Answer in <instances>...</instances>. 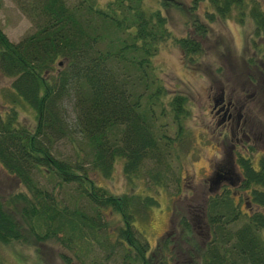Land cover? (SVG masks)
<instances>
[{
    "label": "trees",
    "instance_id": "obj_1",
    "mask_svg": "<svg viewBox=\"0 0 264 264\" xmlns=\"http://www.w3.org/2000/svg\"><path fill=\"white\" fill-rule=\"evenodd\" d=\"M14 1L33 29L10 40L0 28V71L32 110L33 123L18 120L12 105L0 112V166L20 184L0 193V242L53 239L67 250L59 254L67 264L72 258L78 264H264L263 153L254 164L236 156L239 187L247 188L252 206L241 208L229 190L207 193L202 237L189 234L178 206V230L151 247L133 220L156 205L154 195L112 191L94 179L108 176L120 158L129 178L151 159L144 172L152 183L164 184V176L177 181L168 155L181 134L185 96L170 94L162 108L151 56L171 36L181 55L194 59L206 25L193 18L196 35H170L162 5L146 9L142 0ZM204 1L207 17L247 3L251 44L254 36L264 38V11L255 0ZM257 47L241 57V72L264 92V48ZM167 113L178 127L173 136L155 122ZM63 136L72 153L55 151Z\"/></svg>",
    "mask_w": 264,
    "mask_h": 264
},
{
    "label": "rangeland",
    "instance_id": "obj_2",
    "mask_svg": "<svg viewBox=\"0 0 264 264\" xmlns=\"http://www.w3.org/2000/svg\"><path fill=\"white\" fill-rule=\"evenodd\" d=\"M97 1L104 3L106 0ZM255 1L264 11V0ZM159 3L162 5L160 8L166 17L170 35L178 36L187 32L196 35L197 33L192 32L193 18L206 25L204 34L199 39L200 51L194 53V59L184 58L171 36L162 40L151 56L154 72L164 91L161 98L162 108L168 107L167 99L170 94L180 92L185 96L184 113L179 121L181 134L174 141L168 155L170 165L175 170L176 177L178 176L177 181L164 176V184L152 183L144 172L145 168L153 167L151 159L144 160L130 178L122 172L120 158L113 160L108 176L99 173L94 175L97 183L112 191L140 190L154 195L156 205L150 206L143 217L133 220L134 228L146 239L149 247L156 239L174 236V231L178 230V206L192 226L189 234L196 233L201 237L204 234L200 209L203 194L208 192L207 163L212 166L215 161L225 158L229 148L227 136L224 135L220 142L218 134L221 128L219 123H215L213 112L210 111L211 94L216 95L222 89L225 97L242 103L240 126L250 138L247 142H240L249 151L253 164L258 153L264 154V92L257 82L247 81L245 73L241 72V57L247 52L257 50V46L264 48L263 37L254 36L255 45L249 39L253 22L247 14V3L232 7L223 17L214 14L207 17L205 10H210L211 7L204 0L196 2L195 6L190 5V0H142L146 9L158 7ZM0 28L10 40H17L33 29V23L14 0H0ZM9 80L0 71V112L9 110L12 105L17 119L31 125L32 110L11 91ZM66 101V109L70 114ZM154 107L158 111V104ZM155 122H163L159 126L170 136L178 129L171 120L170 113L155 118ZM240 142L232 146L235 154V150L241 148ZM71 148L70 142L64 136L54 141V149L58 153H72ZM173 151L177 152V157ZM233 169L238 170L236 165ZM224 182V185L233 187L235 191L241 190L239 186L236 187L235 182ZM19 185L0 166V193ZM239 205L243 209L246 205L252 206L249 203L244 204L243 201ZM65 251L67 252L53 239L0 242L3 264H67L59 256L60 252ZM77 262L76 258H72L68 264H78Z\"/></svg>",
    "mask_w": 264,
    "mask_h": 264
},
{
    "label": "flooded vegetation",
    "instance_id": "obj_3",
    "mask_svg": "<svg viewBox=\"0 0 264 264\" xmlns=\"http://www.w3.org/2000/svg\"><path fill=\"white\" fill-rule=\"evenodd\" d=\"M211 103H210V111L213 112L215 123H219L220 130L218 136L220 137V142L223 141L224 135L227 136L228 139V147L231 148L232 146L236 145L238 142L245 140L246 142L249 140L250 135L247 134L243 128L240 126L239 117L241 114V107L242 103L233 102L230 97H225L223 95L222 89L216 95L211 94ZM240 150H235L234 147L231 149L228 148L225 158H221L220 160L215 161V163L211 164L207 163L209 169L206 174L209 173L207 176L208 185L207 193H220L223 190L231 191V194L237 202L243 201V203L248 204V191L247 188H241L239 191H235V189L229 188L227 185H224V181H228L230 184L235 182L236 187L239 186V169L235 171L233 169L234 165L237 166L236 163V156L243 155L249 157V151H246V147L240 142ZM245 150L246 153L241 152ZM258 153L255 157L254 162L257 161ZM218 155H216L217 157ZM238 168V166H237ZM206 193V194H207ZM203 194L202 197V206L200 209V215L204 216V203H205V195ZM205 229V228H204ZM206 233V230L204 231Z\"/></svg>",
    "mask_w": 264,
    "mask_h": 264
}]
</instances>
